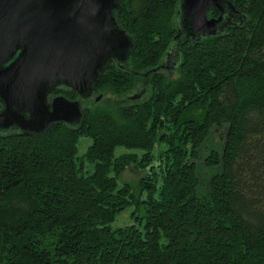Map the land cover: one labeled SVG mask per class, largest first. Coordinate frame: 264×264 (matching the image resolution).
Wrapping results in <instances>:
<instances>
[{
    "label": "trees",
    "instance_id": "16d2710c",
    "mask_svg": "<svg viewBox=\"0 0 264 264\" xmlns=\"http://www.w3.org/2000/svg\"><path fill=\"white\" fill-rule=\"evenodd\" d=\"M225 1L231 26L180 44L178 0H121L135 45L94 95L125 101L64 86L79 126L0 132V264H264V0Z\"/></svg>",
    "mask_w": 264,
    "mask_h": 264
},
{
    "label": "water",
    "instance_id": "95a60500",
    "mask_svg": "<svg viewBox=\"0 0 264 264\" xmlns=\"http://www.w3.org/2000/svg\"><path fill=\"white\" fill-rule=\"evenodd\" d=\"M226 6L185 0L182 26L217 36ZM121 7V0H0V132L40 136L61 123L83 122L81 100L94 95L108 68L127 63L135 45L120 23ZM213 8L218 18L209 17ZM164 67L174 69L170 61ZM64 86L81 100L51 99Z\"/></svg>",
    "mask_w": 264,
    "mask_h": 264
},
{
    "label": "rangeland",
    "instance_id": "374dc122",
    "mask_svg": "<svg viewBox=\"0 0 264 264\" xmlns=\"http://www.w3.org/2000/svg\"><path fill=\"white\" fill-rule=\"evenodd\" d=\"M181 7V5H180ZM181 20V19H180ZM180 24H183L182 22H180ZM163 70L165 72H170V70H168L166 67L163 68ZM172 71H175V68L172 69ZM97 96L93 95L90 100L91 103H94L97 101ZM102 101L105 103H123L125 100H120L117 97H115L114 95H106L105 97H103L99 103H102ZM216 139H218V136H215ZM91 143V140L87 139V138H82L80 141V146H79V150H80V155L84 154L86 152V150L88 149L89 145ZM122 151L118 150V153H120ZM139 178H140V174L139 172H136L133 169H129L121 178L120 182L121 183H129L133 186L134 191H137L138 188V183H139ZM132 211L133 209H129L128 211L124 212L122 215H120L118 217V219L116 220V222L112 225L113 228H117V227H123L126 225H137L140 226V221L138 219H135L132 216Z\"/></svg>",
    "mask_w": 264,
    "mask_h": 264
},
{
    "label": "flooded vegetation",
    "instance_id": "af4514ba",
    "mask_svg": "<svg viewBox=\"0 0 264 264\" xmlns=\"http://www.w3.org/2000/svg\"><path fill=\"white\" fill-rule=\"evenodd\" d=\"M185 2V0H178V8H177V15H176V24H177V29L181 28L180 30L182 31V36H180L178 38V41L180 44L182 43H186L190 40H201L203 38V34H195V33H192L190 30H189V26L185 27V26H182V24H180V22H183L184 21V15L181 11H179V4H183ZM181 10V9H180ZM220 15V13L218 14V16ZM215 17V18H218ZM210 18H214V17H210ZM181 19V20H180ZM234 19H236V16L232 13H229L225 10V14L223 16V20L222 22L217 26V30L219 32V34L223 33L229 26L232 25V22L234 21ZM179 29H178V32H179ZM178 34V33H177ZM170 64L174 65V68H175V65H177V62H173L172 61L170 62ZM54 98V97H52ZM51 98V99H52ZM51 101V100H50ZM2 108L1 104H0V109Z\"/></svg>",
    "mask_w": 264,
    "mask_h": 264
}]
</instances>
